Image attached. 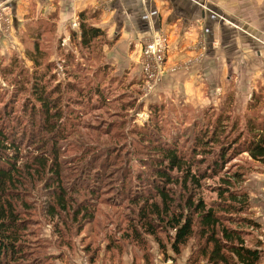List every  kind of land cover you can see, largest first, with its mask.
Listing matches in <instances>:
<instances>
[{
  "label": "trees",
  "instance_id": "16d2710c",
  "mask_svg": "<svg viewBox=\"0 0 264 264\" xmlns=\"http://www.w3.org/2000/svg\"><path fill=\"white\" fill-rule=\"evenodd\" d=\"M96 15L86 11L79 14L80 31H72L73 38L77 37V51L58 47L64 82L54 85L55 64L39 57L40 49H45L42 36L56 26L51 20L46 24L42 21L26 31L29 37H22L23 43L33 44L30 59L37 69L42 61L46 63L45 70L25 76L17 70V63L3 67L0 58V71L5 76L15 75L12 84L19 89L18 94L30 99L21 111L31 122L25 129L21 128V118L17 126L3 122V117L12 120L15 116V102L10 109L6 102L4 108L0 106V264H56L55 258L64 257L68 250L75 252L79 245L91 264L100 256L109 264L116 259L121 263L127 244L143 250L144 264H155L150 239L165 261L170 252L176 261L190 242L197 241L189 258L191 264L202 260L208 264H262V241L250 244L252 241L247 240L260 228L251 216V202L244 188L248 169L243 165L230 170L227 164L247 153L252 161L264 165V112L257 110L264 87L243 110L247 113L243 118L234 116L228 107L234 99L231 95L225 98L222 110L205 106L194 111L191 105L180 109L164 100L150 104L161 140L155 144L149 135L142 136L145 148L150 147L147 154L157 156L142 160L152 174L151 189L134 190L126 177L127 166L124 162L119 166V160L125 153L130 156L126 121L137 103L139 90L134 87L140 81L134 80L138 73L115 71L107 61L103 44L112 43L105 30L92 23ZM83 60L90 62L82 65ZM97 111L113 116L107 127L95 126L89 120ZM198 119L206 126L190 152L180 148L178 137L172 145L161 144L165 130L184 125L187 143L185 132ZM99 131L109 141L103 152L93 147L97 143L93 132ZM62 143H74L75 151L83 147L81 159L88 153L89 159L81 168L67 166L77 155L65 161ZM137 178L142 180L139 173ZM215 179L218 184L212 190L217 198L208 202L205 183ZM39 180L44 181L45 189L39 193L42 200L36 201L31 199L29 188H36ZM109 191H118L119 196L109 197ZM122 206L132 207L133 213L122 216ZM43 221L53 227L51 240L40 234ZM50 246L61 253L49 251Z\"/></svg>",
  "mask_w": 264,
  "mask_h": 264
},
{
  "label": "rangeland",
  "instance_id": "374dc122",
  "mask_svg": "<svg viewBox=\"0 0 264 264\" xmlns=\"http://www.w3.org/2000/svg\"><path fill=\"white\" fill-rule=\"evenodd\" d=\"M22 17V15H20ZM28 17V16H27ZM22 18L20 20V27L21 29L18 30L14 23V11L11 6L10 0H0V58L4 61V66H9L11 64L17 63V70H21L25 76H32L33 73L36 70H45L47 64L42 61V66L37 69L34 62L30 59L29 53L34 52L33 50V44L32 43H23L22 37L26 36L29 37V33H26L27 30L34 27V25L31 23V20L28 18ZM50 20L52 22H58L57 16L48 15ZM98 17V16H97ZM97 19V18H96ZM99 19V18H98ZM47 20L45 17L38 18V23H41L42 21ZM69 25H66V28L63 30H59L57 28V23L54 29H52L50 32L46 33L44 36H42V46H44L45 49H40V55L45 57L46 61H53L55 64L54 68V75L57 77L54 81V85L58 82H64L66 80L65 73L63 71V67L61 65V48L58 47L61 46L63 50L66 51H77L75 50L77 37L73 38V30L80 31L79 29V15L72 17L70 19ZM97 21V20H96ZM49 22V21H48ZM92 23H95V19L92 20ZM46 24V23H45ZM26 27L27 29H25ZM236 31L235 34L238 33H244L243 31H240L238 29V26L235 27ZM28 32V31H27ZM156 33L164 34L167 38V52H169L170 49V35L163 30H151L146 37H142L141 41V54L139 56V66H135L136 71L135 73L137 77L134 80H137V82L140 81V84H136L134 87L135 90H139L137 93V103L134 105V107L130 110V113L127 118V127L129 128V135H128V141H127V147L126 150L129 152L130 156H126V153L123 155V157L119 160V166H121L122 162H124V166H127V173L126 177L129 178V185L132 189L136 190L138 188L142 187H149V190L152 187V180H150V176H152L148 166L143 164V159H150L153 156H157L154 154H147V150L149 148H145V146L142 143L143 135H149V137L152 139V141L155 144H160L159 140H161L160 135L158 133L159 125H158V119L156 115H150L149 106L150 104L154 102H160L157 101L158 99V89H160L164 83V80L167 77H182L183 76H190L193 74H201L202 69L204 68V63L208 61L207 56V45L206 49H201L197 54H193L191 57L186 58L184 61L182 60H176L173 61L169 58L168 53L166 56V59L163 61V70L159 71V74L157 78L151 82L152 88L154 90L150 92L148 95L146 94V91L143 90V72H142V65L140 61H143V59H146L144 55V47L146 40H152L154 35ZM228 34H231L229 32ZM107 36V35H106ZM264 41V38H262ZM262 45V44H260ZM105 48L106 43L103 44V52L105 55ZM263 49V47L256 46L253 49ZM248 51L249 54H245L242 52L238 53L237 48H235L233 45H229L226 48H224L223 52L224 56L228 55V59L226 61L221 62V64L214 63L213 69L215 74H212L210 72L209 80H210V89L207 91L208 94V103H206L207 106H211V104H215L216 102L221 100L222 107L221 110L226 107L227 101H225V98L228 95H231L234 99L232 104L228 105L231 109H233V113H235L234 116H239L241 118L245 117L247 114L244 109L246 110V107L250 105L251 100L253 99V96L255 94H258L261 91V88L264 87L261 83H256L255 77L253 75V71H255L257 68L259 71L261 69L264 72V62L261 58H256L257 62L254 61L253 57H255V50ZM44 52V55H43ZM158 55V53H156ZM235 54V55H233ZM219 57V56H218ZM245 57V58H243ZM105 60V56H103ZM217 58V57H216ZM102 62L103 60L100 59ZM82 65H87L90 61L87 62L81 61ZM95 64V62H93ZM98 65V64H97ZM211 65V64H210ZM18 71H15V74ZM163 72V74L161 73ZM212 75V76H211ZM213 75L216 76V79L213 77ZM15 75H9L5 76L0 71V101L3 103L0 105L1 108H4V103L6 102L9 106L13 105L12 101L15 102V109H14V117L12 120L7 119L6 117H3V122L10 123L11 126H17L18 119L21 118L22 125L25 126V128H29L31 126V122L26 118H23V111L21 109L24 107L25 103H29L30 99L26 98V95H19L17 87H15L12 84V79ZM218 76V77H217ZM130 79V77H129ZM224 92V94H223ZM164 96V93H163ZM169 96H172L171 94L165 97L163 100L166 101L170 106L173 105L177 108H179L173 101L172 98ZM264 96V95H263ZM16 97V98H15ZM207 97V96H206ZM185 98L184 95H181L178 97L179 101L183 100ZM18 99V100H16ZM262 102L257 110L260 112H264V97L262 98ZM32 102V101H31ZM212 102V103H211ZM169 106V107H170ZM213 106V105H212ZM216 107V106H215ZM218 108V107H217ZM258 111V112H259ZM233 116V117H234ZM200 118V116H198ZM113 119V116L107 115L105 111H97L96 113H93L89 120L95 124V126H103L107 127L108 123L111 122L110 120ZM199 120V119H198ZM150 121V122H149ZM149 122V123H148ZM169 123V122H168ZM185 126V125H184ZM178 127V130L174 127L173 130H165L163 132L165 140L162 141L161 144L163 145H172L175 138L178 137L179 146L182 150L185 152H190L192 144L198 135L200 131L202 130V127L205 128L206 124H202L201 120H199L195 125L193 124V128H188L185 132L187 134L188 142H185L186 135H184L185 127ZM102 127V128H103ZM21 129V131L23 130ZM137 130V131H134ZM100 132V131H99ZM99 132H93L94 135H97L95 138V141L97 142L96 145H93L95 149L100 150V152H103L107 145L109 144L108 137L104 134H101ZM30 137V134H28V138ZM22 135L18 140H21ZM177 140V139H176ZM75 143V142H74ZM74 143H62L63 148L62 154L64 150V160L70 161L73 156H76L73 160L74 162H69L67 165L68 167H71V169H79L81 168L85 162L89 159L88 153L87 156L84 157V159H81V155L83 154V147L82 150L75 151L72 149ZM77 145V144H76ZM210 160V158L208 157ZM68 163V162H67ZM245 165L248 169V173L246 175V181L244 182V188L249 194V201L251 202V212H252V218L256 220L260 224V228L254 229V235H248L247 240L250 242V244H254V240L260 239L262 241V246L264 248V165L259 162H254L250 159L247 153L241 154L237 156L236 158L232 159L230 163L227 164V168H230V170L236 169L237 166H243ZM202 168H206V166H202ZM139 173V176H142V180H139L137 178V174ZM48 177V176H47ZM44 179V178H43ZM148 183V184H147ZM218 184V180H206L205 183V191L204 195L206 198V201L212 202L216 200L217 195L212 190L214 186ZM120 186L116 188V190H119ZM31 190V199H35L36 201L42 200L41 194L43 190L45 189L44 181L39 180L38 185L36 188H29ZM110 195L109 197H115L119 196L118 191H109L106 195ZM132 207L122 206L121 209H119L120 214L123 216H127V214H132L133 212L130 210ZM121 222V221H120ZM125 224L122 221V226ZM125 226V225H124ZM41 236L44 234H47L45 231H49L48 235H52L53 233V227L52 225L48 224L47 222H42V227L40 229ZM85 233V232H84ZM55 236V235H54ZM53 236V238H54ZM105 243V242H104ZM102 242L101 245H104ZM151 245L149 246L150 251L153 254V261L155 264H191L189 261V258L192 255V252L195 250L194 244L197 245V241H192L189 243L188 246H186L183 249V252L179 257H177L176 261L172 258L174 256V253L170 252V256L168 260H164L163 255L159 252V249L157 247V244L154 240L150 239ZM50 249V248H49ZM82 249V245H79V249H76L75 254L73 256L77 260L76 262L80 261V264H91L90 259L86 253H83V251H80ZM52 250L57 253L58 250L56 246L52 247ZM50 251V250H49ZM125 254L122 256V261L119 263V260L116 259L114 264H144L143 259L141 256L143 255V250L138 249L132 244H127V249L125 250ZM135 257V261L133 263L132 257ZM137 259V261H136ZM92 264H109V262L103 260V256H100V259L97 260L95 263ZM199 264H208L206 260H202ZM262 264H264V258L262 261Z\"/></svg>",
  "mask_w": 264,
  "mask_h": 264
},
{
  "label": "crops",
  "instance_id": "0c3cea01",
  "mask_svg": "<svg viewBox=\"0 0 264 264\" xmlns=\"http://www.w3.org/2000/svg\"><path fill=\"white\" fill-rule=\"evenodd\" d=\"M14 11V23L18 30L20 20L27 17L36 26L38 18L48 15L57 16V28L63 30L70 19L86 11L96 13L95 26L105 30L106 38L112 44L105 48L107 61L115 71L128 69L130 75L139 66L142 37L151 30H163L170 35L168 56L171 60H182L200 51L199 42H207L208 61L204 63L201 74L182 77H167L158 89L157 101L162 102L168 95L181 109L191 105L194 111L207 106V91L210 89V72L215 74L214 63L226 61L223 50L229 45L237 48L238 53L249 54L256 46L254 61L261 58L264 62V0H10ZM22 15V17H20ZM98 16V17H97ZM99 18V19H98ZM97 20V21H96ZM44 21V20H43ZM238 26L244 33L235 34ZM27 29L26 27H24ZM231 32V34H228ZM262 44V45H260ZM235 55V54H233ZM219 56V57H218ZM217 57V58H216ZM245 58V57H243ZM211 64V65H210ZM256 83L264 85V72L253 71ZM212 76V75H211ZM216 79V76L213 75ZM218 77V76H217ZM164 93V96H163ZM224 94V92H223ZM185 98L179 101L178 97ZM207 96V97H206ZM212 103V102H211ZM223 103V102H222ZM221 100L211 104L216 108L223 105ZM42 237L52 239L45 231ZM53 246H50V251ZM79 249V248H78ZM57 255L61 252L59 250ZM80 251H83L80 249ZM85 253V252H83ZM67 251L64 257L55 258L56 264H80Z\"/></svg>",
  "mask_w": 264,
  "mask_h": 264
},
{
  "label": "built area",
  "instance_id": "2783aa9c",
  "mask_svg": "<svg viewBox=\"0 0 264 264\" xmlns=\"http://www.w3.org/2000/svg\"><path fill=\"white\" fill-rule=\"evenodd\" d=\"M167 43L165 35L160 33H156L152 40H146L145 42L143 51L144 55L148 58L140 62L143 72V90L146 91L147 95L154 90L151 82L157 78L159 71L163 70V60L166 59L168 53ZM205 45H207V42L200 40L199 47L201 49H206ZM156 53H158V55ZM161 73L163 74V72Z\"/></svg>",
  "mask_w": 264,
  "mask_h": 264
}]
</instances>
